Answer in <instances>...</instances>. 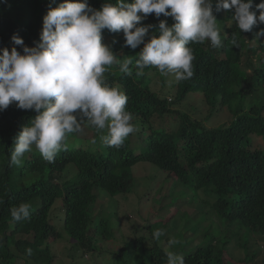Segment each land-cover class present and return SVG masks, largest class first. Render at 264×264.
I'll return each mask as SVG.
<instances>
[{"label": "trees", "instance_id": "trees-1", "mask_svg": "<svg viewBox=\"0 0 264 264\" xmlns=\"http://www.w3.org/2000/svg\"><path fill=\"white\" fill-rule=\"evenodd\" d=\"M62 2L64 0H56L51 6ZM88 2L99 10L105 0ZM212 2L213 14L218 15L214 0ZM261 2L253 0L252 10ZM50 3L51 0H0V50L10 51L17 47L23 54L22 48L11 41L14 34L23 39L25 46L34 47ZM233 15L234 10H228L222 19L228 26L221 35V47L213 48L209 41L190 45L195 56L194 76L173 84V100L167 101L161 94L162 89L159 92L152 89L151 82L155 78H160L162 87L167 80L155 68H146L139 78L135 72L132 76L120 73L116 66L105 73L106 82L119 86L128 96L127 110L139 129L119 149L104 145L102 137L106 130L101 132L85 125L94 135L86 147L70 143L69 138L75 137L70 134L67 150L61 151L54 163L45 161L33 147L32 152L26 153L21 166H10L14 138L37 113L18 109L15 104L0 112V264H15L19 260L23 264H52L50 213L57 200H61L63 206L62 232L74 242V250L91 251L97 229L105 223L99 213L95 216L90 210L97 201L94 189L111 197L130 192L133 186L131 168L140 162L156 166L194 190L203 189L211 198L206 203L220 223L244 229L241 239L245 235L246 238L242 246L251 234L261 239L264 248V149L254 147V137L264 141V103L256 97L255 103L245 108L241 101L256 96L260 88L258 80L264 82V73H261L264 71V37L255 36L264 24H258L249 33L239 34L231 20ZM159 19H167L169 26L173 23L170 17ZM158 23L154 14L143 21L144 25ZM233 35L238 40V48L230 43ZM102 38L103 43L105 38L109 39L108 45L121 59L123 55L138 58L143 47L140 45L135 50L123 47L122 32L103 30ZM255 45L261 57H255ZM190 93L201 94L204 103L209 105L207 118L220 105L226 107L232 120L227 125L207 127L186 113L170 109V103H180ZM168 118L176 121L169 128L164 126ZM21 203L31 204V217L16 222L10 210ZM234 236L238 235L219 233L217 238L207 230L199 236L204 241L191 248L181 239L185 264H222L228 239ZM27 249L32 250L30 256ZM124 250L133 253V259H126ZM166 252L150 235L149 239L136 238L120 247L113 262L108 264H131V261L167 264ZM254 256L255 253L247 260Z\"/></svg>", "mask_w": 264, "mask_h": 264}, {"label": "clouds", "instance_id": "clouds-1", "mask_svg": "<svg viewBox=\"0 0 264 264\" xmlns=\"http://www.w3.org/2000/svg\"><path fill=\"white\" fill-rule=\"evenodd\" d=\"M55 3L51 0L34 47L25 46L14 34L11 41L23 54L17 47L0 50V112L15 104L37 113L14 138L10 166H21L33 147L45 161L54 163L67 150L69 135L81 133L85 125L106 130L104 145L119 149L139 129L127 110L128 96L119 86H110L105 73L116 66L120 73L132 76L135 72L139 78L146 68H155L180 83L194 76L195 56L190 45L209 41L213 48L222 46L212 0H105L99 10L88 0H64L52 7ZM253 7V0H217L215 12L225 15V10H234L231 20L239 34L249 33L264 24V0L255 10ZM151 14L159 23L144 25ZM161 16L170 17L172 25L167 19L160 20ZM103 30L122 32L123 47L135 50L143 45L138 58L123 55L121 59L103 43ZM256 36L264 37V28ZM230 43L239 47L235 35ZM31 207L21 203L11 208L10 215L16 222L28 220ZM164 235V229L153 233L157 241ZM176 243L168 241L170 248ZM26 252L32 254L31 249ZM166 256L167 264H185L184 256L174 251H167Z\"/></svg>", "mask_w": 264, "mask_h": 264}, {"label": "rangeland", "instance_id": "rangeland-1", "mask_svg": "<svg viewBox=\"0 0 264 264\" xmlns=\"http://www.w3.org/2000/svg\"><path fill=\"white\" fill-rule=\"evenodd\" d=\"M214 2L216 3L217 0ZM227 12L228 10H225V15L214 14L221 35L224 34V29L228 26V23L222 20ZM39 39L40 34L37 43ZM108 42L109 39L105 38L104 43L108 44ZM253 47L256 49L257 46ZM256 50L255 57H261V53L258 52L260 49L257 47ZM256 65L259 66L260 63L256 62ZM262 65H264L263 62ZM166 79L164 87L161 85L160 78L152 80L151 86L154 91L159 92L162 89L161 94L169 101L174 99L175 87L173 84L176 85V83L170 76ZM258 81L260 88L256 90V96L241 100L245 108L255 103L256 97L264 103V82ZM169 107L172 110L175 109L188 114L207 127L227 125L232 120V116L226 107L220 105H217L213 114L207 118L210 108L204 103L202 95L199 93H190L182 102L170 103ZM167 121V124L164 125L167 128L176 124L175 118H168ZM73 135L75 137L69 138V142H77L83 147H86L87 141L94 136L85 126L81 133H73ZM254 147L264 149V141L259 137H254ZM131 175L133 186L131 191L126 194L111 197L99 189H94L93 192L97 201L90 210H93L95 216L99 213V217L105 219V223L98 217L102 224L97 229L95 243L91 251L86 252L83 248L74 250V242L68 240V236L62 232L60 224V220L63 218L62 202L61 200L55 202L50 213V223L53 225L49 237L53 255L52 264L112 263L120 247L136 238L149 239L156 229L165 230V235L158 241L160 247L178 254H182L183 245L181 243L183 239L186 240L188 247H195L202 243V240L204 241V238L199 236L205 234L207 230H211L215 236H218L217 238H219V233L227 236L237 234V237L234 236L229 238V241L227 240V250L222 256V264H264V248L261 239H256L248 234V239L242 246L241 243L246 238L245 235L241 239L244 229L220 223L213 215L212 208L206 203L211 198L203 193V189L194 190L172 178V175H168L167 172L146 162L134 165L131 168ZM177 233H181L179 237ZM170 239L177 241L171 248L168 244ZM191 240L194 242L189 243ZM184 250L188 249L184 248ZM253 253L255 256L248 261L247 259ZM124 255L126 259H133V253L128 250H124ZM15 264L23 263L19 260Z\"/></svg>", "mask_w": 264, "mask_h": 264}]
</instances>
